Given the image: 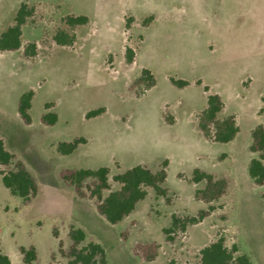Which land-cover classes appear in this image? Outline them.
<instances>
[{"label": "rangeland", "instance_id": "1", "mask_svg": "<svg viewBox=\"0 0 264 264\" xmlns=\"http://www.w3.org/2000/svg\"><path fill=\"white\" fill-rule=\"evenodd\" d=\"M20 3L34 13L21 27L20 48L0 51V138L36 181L38 193L25 204L0 177V249L10 264H24L20 246L35 248L33 264H68L58 248L70 246L71 227L85 232L82 245L100 244L108 264H191L217 237L227 247L235 244L251 264H264V185L255 186L247 175L254 156L250 132L264 126V0H0V34L13 25ZM68 15L88 21L69 28L62 21ZM58 31L74 35L73 44L56 45ZM31 43L36 54L25 57ZM126 48L134 53L130 64ZM142 69L155 79L146 91L131 88ZM170 78L188 85L177 88ZM28 91L25 124L17 104ZM209 93L224 104L220 118L235 116L238 133L229 143L210 142L196 127ZM99 108L100 115L85 118ZM47 113L55 114V124L41 122ZM75 138L85 143L69 155L57 153L58 143ZM164 160L169 201L148 189L114 225L97 214L94 199L77 197L58 177L64 169L106 166L115 190L113 175L135 165L154 171ZM194 168L227 181L217 201L208 205L195 198L204 183L187 182ZM199 211L208 213L166 240L162 229L172 215ZM146 242L159 246L150 263L133 254L137 243Z\"/></svg>", "mask_w": 264, "mask_h": 264}, {"label": "trees", "instance_id": "2", "mask_svg": "<svg viewBox=\"0 0 264 264\" xmlns=\"http://www.w3.org/2000/svg\"><path fill=\"white\" fill-rule=\"evenodd\" d=\"M34 8L26 3H20L14 16L13 25L7 27L0 34V51L12 52L20 48L21 27L26 20L33 16ZM63 23L69 28L85 25L88 18L83 15H68L62 19ZM53 42L58 46H71L74 42V35H68L65 31H58L52 37ZM25 57H32L36 54L34 43L27 45L23 52ZM134 53L126 48L125 60L130 64ZM170 83L183 88L188 82L181 79H169ZM197 84H201L197 82ZM155 85L154 76L147 69H142L140 75L133 81L131 88L140 87L146 91ZM207 92V87L203 88ZM140 94L136 93V96ZM32 92L23 93L17 104L19 117L25 124L30 123L28 110ZM264 102V97H262ZM223 102L217 94H207L206 105L200 111L196 118V127L200 134L206 140L214 143H229L238 133V125L234 115L219 117L223 110ZM48 108V105H47ZM103 108L92 110L85 115V118H91L100 115ZM44 125H53L56 122L54 113H47L41 117ZM167 123L171 124L172 119ZM251 141L248 151L254 156L247 165V175L255 186L264 185V126L256 125L250 132ZM84 138H75L70 142H61L56 145L57 153L69 155L73 153L80 144H84ZM13 165V169L4 172L0 169V177L3 186L13 197L19 198L27 204L38 193L36 181L32 178L23 163L15 159V156L8 152L2 139L0 138V166ZM167 161L164 160L160 167L151 170L144 165H135L124 170L121 173L112 176V182L118 185V188L111 190L109 182V168L99 167L97 169H64L58 174L61 181L72 187L75 195L81 199H94L95 210L107 223L114 225L127 217L143 201L147 195V190L151 189L156 197H162L169 201L167 189L163 187L166 179ZM180 177H182L180 175ZM190 184L203 182L201 189L194 191V196L198 201L204 204H210L217 201L226 191L228 183L224 178H215L211 173L194 168L190 178L187 179ZM107 194L103 196V192ZM264 198V193L262 194ZM212 210L209 207V211ZM207 211H199L196 216L178 217L171 216L168 227L163 228L162 232L167 241L173 240V235L177 230L185 231L188 225H194L201 221ZM68 237L71 241L67 250L58 248L59 255L68 259V264H108L106 254L102 246L96 242H88L82 245L85 240V232L81 228L71 227L68 231ZM158 244L155 242L137 243L133 248V254L144 262H152L158 253ZM18 251L24 264H33L37 260L36 250L33 246L25 248L20 246ZM0 264H10L9 258L3 254L0 249ZM168 264H175L173 261ZM191 264H251L249 257L244 253H239L235 244L227 247L222 237L203 246L198 251V259Z\"/></svg>", "mask_w": 264, "mask_h": 264}]
</instances>
